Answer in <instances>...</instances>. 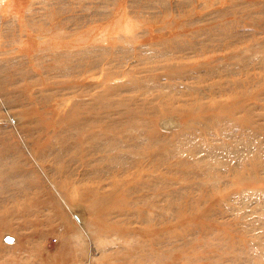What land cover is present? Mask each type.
I'll list each match as a JSON object with an SVG mask.
<instances>
[{"label":"rangeland","instance_id":"obj_1","mask_svg":"<svg viewBox=\"0 0 264 264\" xmlns=\"http://www.w3.org/2000/svg\"><path fill=\"white\" fill-rule=\"evenodd\" d=\"M0 264H264V0H0Z\"/></svg>","mask_w":264,"mask_h":264},{"label":"bare ground","instance_id":"obj_2","mask_svg":"<svg viewBox=\"0 0 264 264\" xmlns=\"http://www.w3.org/2000/svg\"><path fill=\"white\" fill-rule=\"evenodd\" d=\"M29 153H30V152H29ZM29 153H28V154H29ZM73 193H74V192H73ZM59 197L61 198V201L64 203V205L68 208L69 206H67L66 202H65L64 199L60 196V194H59ZM73 204H74V203H73ZM82 223H83V222H82ZM89 224H90V223H87L86 226H84L85 228H83L82 226H81V227L79 226V228H78L79 233L82 232V230H84V231L88 234L89 231H87V228L89 227ZM79 233H77V234H79Z\"/></svg>","mask_w":264,"mask_h":264}]
</instances>
